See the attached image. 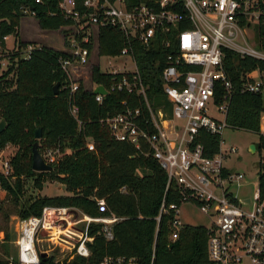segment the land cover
<instances>
[{
  "label": "trees",
  "instance_id": "1",
  "mask_svg": "<svg viewBox=\"0 0 264 264\" xmlns=\"http://www.w3.org/2000/svg\"><path fill=\"white\" fill-rule=\"evenodd\" d=\"M59 0H0V46H5V35L19 34L20 19L35 10L39 26L57 29L70 23L58 6ZM140 0H125L131 7ZM264 7V0H261ZM52 12V13H50ZM249 24V22H247ZM256 45L264 51V22L255 23ZM20 45L26 43L19 40ZM127 43L125 34L115 26L99 28L97 50L99 55H115ZM134 56L142 81L146 84L148 100L154 108L161 107L171 114L172 102L163 91L161 69L170 47L156 36L146 46L133 39ZM222 62L230 80L229 103L226 121L231 125L251 129L258 134L255 142L258 161V190L264 199V132L261 131V115L264 111L262 92L243 91L246 72L264 70V59L241 54L231 48H223ZM66 52L48 45H37L23 57L14 52L9 55L7 69L0 73V118L6 120L0 131V148L11 143L15 151L8 157L9 173L0 170V211L5 217L15 213L20 217L39 214L44 205L77 206L83 212L97 216L114 212L121 216L112 226L113 238L106 239L99 232L100 224L90 222L87 241L89 254H75L70 260L56 261V250L40 256V264H98L107 253L135 255L139 264H214L207 253V228L203 224L184 223L174 240L170 239V221L173 212L162 214L156 233L159 206L164 195L167 174L147 146L143 150L133 143L114 138L108 124L101 119L124 111L127 107L140 106L145 112L144 96L135 90H109L99 101L95 93L86 88L81 79L71 92V78L59 63ZM191 68V65H187ZM131 72H117V77ZM111 72L98 63L92 64L90 78L109 87ZM58 81V92L52 86ZM66 85V86H65ZM222 80L215 81L214 100L219 102L227 94ZM77 107V118L70 110ZM40 127L41 136L35 137ZM220 135L200 129L195 141L205 145L208 155L218 149ZM93 140L94 149L87 142ZM38 142V150L52 146L58 148L60 157L50 170L32 168V144ZM46 178L65 185L66 194H33L27 192L25 182L32 179L33 186L41 189ZM126 191H120L121 186ZM3 191V195H1ZM95 197H104L108 209L100 212ZM167 201H178L179 194L170 187ZM8 235V234H7ZM6 235V236H7ZM0 264H18L0 258Z\"/></svg>",
  "mask_w": 264,
  "mask_h": 264
},
{
  "label": "built area",
  "instance_id": "2",
  "mask_svg": "<svg viewBox=\"0 0 264 264\" xmlns=\"http://www.w3.org/2000/svg\"><path fill=\"white\" fill-rule=\"evenodd\" d=\"M58 6L71 20L60 26L65 30V47L61 50L66 56L59 58L71 78V92L78 82L70 72L86 64L92 53L98 54L100 27L115 26L127 37L118 54H98L96 63L100 65V56H129L132 68L114 66L106 70L100 65L112 73L109 87L105 86L106 93L135 90L144 96L146 110L140 106L127 107L101 120L108 124L114 138L129 141L141 151L147 146L146 152H151L166 171L164 195L155 216L156 233L162 214L172 211L170 239L174 240L184 224L179 218L180 206L187 203L198 207L210 219L205 225L210 261L264 264V204L258 189L252 195L234 191L243 184L246 174L225 164L227 156L237 148L222 137L228 124L225 116H218L226 115L231 86L222 62L223 48L264 59V51L248 45L246 40L251 23L260 19L264 22L261 0H140L131 7L125 0H59ZM25 12L35 15L31 8ZM156 36H161L162 42L170 47L161 69L163 91L172 102L170 115L161 107L154 108L148 100L147 86L134 56L133 39L148 46ZM117 72H131V75L124 73L117 77ZM244 76L243 91L261 89L264 70L254 68ZM217 80H222L228 90L219 102L214 100ZM92 83L90 89L98 82ZM106 93H95V99L100 101ZM70 110L77 118V107L71 104ZM200 129L220 135L218 149L213 154L208 155L205 145L194 140ZM260 129L264 132V111ZM87 146L94 149L93 140ZM47 155L45 161L54 162L60 151L56 148ZM1 167L2 172L9 173L8 159L1 160ZM170 187L179 194L178 201L166 200ZM120 191H126V186H121ZM95 199L100 212L108 209L104 197ZM120 218L114 212L91 216L77 206L51 204L44 205L39 214L19 216L15 224L18 264H40L41 252L50 254L55 248L62 253L56 261L70 260L75 254L87 256L90 252L87 241L93 239L88 233L90 222L99 223V232L111 239L113 223ZM79 222L82 227H75ZM98 264H139V261L135 255L107 253Z\"/></svg>",
  "mask_w": 264,
  "mask_h": 264
},
{
  "label": "rangeland",
  "instance_id": "3",
  "mask_svg": "<svg viewBox=\"0 0 264 264\" xmlns=\"http://www.w3.org/2000/svg\"><path fill=\"white\" fill-rule=\"evenodd\" d=\"M246 35L247 44L257 48L254 22L247 28ZM63 36H65V30L63 27H59L57 29L42 28L39 26L38 19L34 14L26 13L20 19L19 34L17 39L13 35H9V37L5 39V46L0 48V73L7 69L10 63V54L16 52L20 56L25 57L30 48L41 44L48 45L56 49H63V47H65ZM19 40L25 42L26 44L20 45ZM99 59L101 67L106 70L112 69L114 66L120 69H124L126 67L132 68L129 56H115L112 58L100 56ZM97 61V52L92 53L86 64L79 66L74 71L70 72L72 78L81 79L85 86H90L89 84L92 82L90 78L91 66ZM257 92H262L264 100V81L261 89ZM218 116L226 117L225 113H219ZM178 120L180 122L183 121L180 118ZM227 124L228 126L224 127L221 135L227 143L234 144L237 150L235 153L227 156L225 164L234 169L242 170L246 174L243 184L240 188H235L234 191L239 195H252L254 191L258 189L257 169L260 155L256 149L255 151L249 150V144H255L258 134L251 129L234 126L228 122ZM15 149L16 146L11 143H8L4 147L0 148V170L2 169L1 160L8 159ZM55 149L56 148H53L52 146L43 148L42 156L45 158L48 151L51 150L53 152ZM25 187L27 192H32L33 194L39 193L53 195L69 193L63 183L50 178H46L41 189L33 186L32 179L26 180ZM1 195H3V191H1ZM262 202L264 204V199ZM77 216H79V214ZM17 217H19V215L15 213H9V215L5 217L3 212L0 211V258H3V260L7 258L8 261H17V247L15 244V224ZM179 218L182 222L189 224L208 225L210 223V219L205 213H203L198 207L187 203L180 206ZM75 227H82L81 222H79ZM56 249V258H59L62 253L58 248H55L54 250Z\"/></svg>",
  "mask_w": 264,
  "mask_h": 264
},
{
  "label": "water",
  "instance_id": "4",
  "mask_svg": "<svg viewBox=\"0 0 264 264\" xmlns=\"http://www.w3.org/2000/svg\"><path fill=\"white\" fill-rule=\"evenodd\" d=\"M58 86H59V82L56 81L52 86L54 93L58 92ZM92 91L94 93H98V92L106 93L107 90L102 83H97L93 87ZM5 125H6V120L4 118H0V131L5 127ZM40 136H41L40 127H37L35 129V137L39 138ZM37 145H38L37 141L33 142V144H32V163H31L32 168L35 170H50L52 168V165L45 161L44 157L39 152ZM255 149H256L255 144L250 143L249 144V150L255 151ZM245 200L248 201V198H245ZM40 255H45V252H41Z\"/></svg>",
  "mask_w": 264,
  "mask_h": 264
},
{
  "label": "crops",
  "instance_id": "5",
  "mask_svg": "<svg viewBox=\"0 0 264 264\" xmlns=\"http://www.w3.org/2000/svg\"><path fill=\"white\" fill-rule=\"evenodd\" d=\"M7 38H8V37H7ZM89 85H90V86H85V87H86V88H91L92 85H93V83L91 82Z\"/></svg>",
  "mask_w": 264,
  "mask_h": 264
}]
</instances>
